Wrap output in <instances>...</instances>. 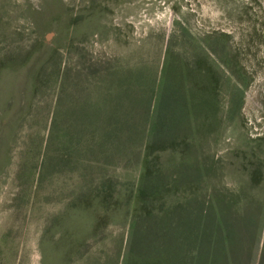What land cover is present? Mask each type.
<instances>
[{
    "label": "rangeland",
    "instance_id": "rangeland-1",
    "mask_svg": "<svg viewBox=\"0 0 264 264\" xmlns=\"http://www.w3.org/2000/svg\"><path fill=\"white\" fill-rule=\"evenodd\" d=\"M126 77L134 99L110 101ZM164 83L196 106L180 150L264 198V0H0V264H157L129 249L157 207L139 200L143 162L78 153L66 120L140 129Z\"/></svg>",
    "mask_w": 264,
    "mask_h": 264
},
{
    "label": "trees",
    "instance_id": "trees-1",
    "mask_svg": "<svg viewBox=\"0 0 264 264\" xmlns=\"http://www.w3.org/2000/svg\"><path fill=\"white\" fill-rule=\"evenodd\" d=\"M126 82L127 77L120 81L117 94L108 92L110 101L134 99ZM159 94L152 119L146 117L140 129L121 113L109 118L71 115L66 120L67 127L71 124L67 142L78 153L86 146L87 154L106 165L116 154L124 165L143 162L139 200L157 207L134 228L130 251L157 264H264V198L255 194L261 183L252 175L231 187L215 183L214 165L193 157L186 141V149L180 150L182 134L188 142L198 134L192 119L196 106L184 102L182 89L173 83H164ZM59 119L54 118V129ZM125 185L109 183L102 191L116 193Z\"/></svg>",
    "mask_w": 264,
    "mask_h": 264
}]
</instances>
